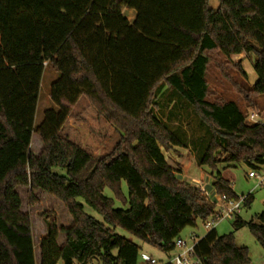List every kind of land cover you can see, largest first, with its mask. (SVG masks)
Masks as SVG:
<instances>
[{
	"label": "trees",
	"instance_id": "trees-1",
	"mask_svg": "<svg viewBox=\"0 0 264 264\" xmlns=\"http://www.w3.org/2000/svg\"><path fill=\"white\" fill-rule=\"evenodd\" d=\"M210 1L0 0V264H36L32 220L21 210L19 187L28 188L31 205L42 191L72 218L70 227L59 228L54 212L39 215L46 227L40 264H137L139 246L117 229L173 254L186 228L214 215L215 205L166 161L163 150L186 143L153 112L162 86L190 104L207 128L199 164L210 170L215 191L239 199L219 167L259 170L264 124H248L234 102L210 103L205 76L209 54L254 56L255 86H233L257 109L255 100L264 96V0H219L218 10ZM124 9L135 12L133 21ZM242 62L233 68L246 78ZM46 65L61 75L50 94L57 111H47L35 129ZM82 98L121 134L101 159L63 135ZM34 133L43 144L39 156L31 152ZM252 198L247 195L245 205ZM79 199L105 224L87 215ZM243 228L264 248V210L249 221L238 215L233 229ZM195 258L198 264H252L233 232L219 236L216 230L199 239Z\"/></svg>",
	"mask_w": 264,
	"mask_h": 264
},
{
	"label": "rangeland",
	"instance_id": "rangeland-1",
	"mask_svg": "<svg viewBox=\"0 0 264 264\" xmlns=\"http://www.w3.org/2000/svg\"><path fill=\"white\" fill-rule=\"evenodd\" d=\"M210 6L214 10L220 7L219 0H211ZM131 13V14H130ZM130 21H132L133 12L125 10L123 13ZM210 64L207 69L205 80L209 86L208 101L210 103H226L234 102L246 116L255 114L258 118H262L264 114V96L258 97L255 100L257 109L250 106L243 96L234 88L233 83H238L247 89H252L258 81V76L254 70L255 57L246 58L244 55L231 56L227 58L221 53L209 54ZM243 59L242 66L246 78L238 73L234 68V63ZM61 75L53 71L46 65L43 73L39 100L35 113L34 128H38L45 119V113L49 110L57 111V107L50 98L53 83L58 81ZM161 91L157 93L154 101L153 112L155 116L164 122L177 136H182L186 143V147H175L170 151L163 150L167 163L177 173L179 179L195 185L198 182L205 183L210 176V170L206 167H201L199 157L205 150L208 143L207 128L195 115L193 107L181 98L172 88L162 86ZM169 124V125H168ZM248 124H251L248 122ZM63 135L70 142L80 146L97 159H101L113 152L118 142L121 139V134L111 126L104 117L98 115L97 110L87 100L82 98L75 106L72 115L66 122ZM43 149V144L36 133L33 134L31 143V152L35 156H39ZM222 164L219 167L222 176L230 181L233 190L238 197L253 194V200L250 205H243L240 217L249 221L264 210V203L261 201L264 198V186L258 187L257 181L249 179L247 174L250 169L247 166L239 165L236 167L225 168ZM17 192L20 195L22 202V212L29 214L32 220L33 239L35 246L36 264H40V232L44 229L45 223L39 216L44 212H54L57 215L58 227L68 228L72 224V218L69 215L64 205L51 195L37 191L35 200L37 203L31 205L28 188L19 187ZM123 193L128 195V190L123 184ZM104 195L114 199V195L110 189L104 191ZM78 203L84 207V212L96 219L101 224H105L103 218L92 208L86 205L83 200L79 199ZM115 208H123L119 201H115ZM235 219L224 220L216 227L219 236L234 233L235 242L239 247H246L249 251V256L252 264H264V248L256 241L248 228H243L239 231H234L233 222ZM204 223L198 222L196 228H186L181 239L191 243L190 236L194 233L197 240L207 234L204 228ZM116 233L127 238L135 243L140 248L139 259L137 264H144L141 260L142 254H148L163 264H167L171 254L162 252L161 250L151 247L137 238H134L121 229H117ZM65 237L60 234L58 243L61 244Z\"/></svg>",
	"mask_w": 264,
	"mask_h": 264
},
{
	"label": "built area",
	"instance_id": "built-area-1",
	"mask_svg": "<svg viewBox=\"0 0 264 264\" xmlns=\"http://www.w3.org/2000/svg\"><path fill=\"white\" fill-rule=\"evenodd\" d=\"M248 122L251 124H264V114L262 118L252 114L248 116ZM249 179L257 181L258 187L264 186V165L259 170H251L247 174ZM198 190L204 195L205 199L211 204L215 205L214 215L208 219L203 225L208 232L216 230L218 224L224 220L235 219L241 212L243 205L247 201V196L239 197L238 200H232L225 195L218 194L213 188L212 184L198 182L195 184ZM191 243L179 239L176 242V251L173 253L170 264H198L199 261L195 258V246L199 240L197 236L192 233L190 236ZM141 260L144 264H163L148 254H142Z\"/></svg>",
	"mask_w": 264,
	"mask_h": 264
},
{
	"label": "crops",
	"instance_id": "crops-1",
	"mask_svg": "<svg viewBox=\"0 0 264 264\" xmlns=\"http://www.w3.org/2000/svg\"><path fill=\"white\" fill-rule=\"evenodd\" d=\"M125 10H127V9H124V10H123V13H124ZM129 11H131V10H129ZM131 12H133V13L135 14L134 11H131ZM130 14H131V13H130ZM135 16H136V15H133V14H132V21L134 20ZM240 56H242V55H240ZM240 56H238V57H240ZM205 183H209V184H212V185H213V179H212L210 176H208V180H207ZM232 187H233V186H232ZM248 195H252V196H253L252 193H249ZM253 199H254V198L251 199L250 203L252 202ZM261 201L264 203V198H262ZM249 205H250V204H249ZM71 225H72V224H71ZM71 225H70V226H71ZM39 234H40V242H41L42 238L45 237V235H46V227H44V229H43ZM33 241H34V239H33ZM64 242H65V239H64V241H63L61 244H59V245H60V246H63Z\"/></svg>",
	"mask_w": 264,
	"mask_h": 264
}]
</instances>
